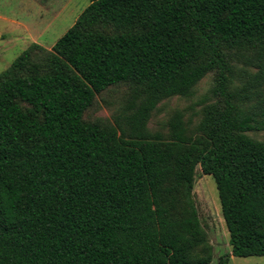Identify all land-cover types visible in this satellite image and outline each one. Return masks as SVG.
<instances>
[{
  "label": "trees",
  "instance_id": "trees-1",
  "mask_svg": "<svg viewBox=\"0 0 264 264\" xmlns=\"http://www.w3.org/2000/svg\"><path fill=\"white\" fill-rule=\"evenodd\" d=\"M210 72L218 99L194 131L181 111L166 136L148 128ZM118 84L119 120L85 121ZM197 165L229 235L217 264L264 256V0H89L0 73V264H209Z\"/></svg>",
  "mask_w": 264,
  "mask_h": 264
},
{
  "label": "rangeland",
  "instance_id": "rangeland-1",
  "mask_svg": "<svg viewBox=\"0 0 264 264\" xmlns=\"http://www.w3.org/2000/svg\"><path fill=\"white\" fill-rule=\"evenodd\" d=\"M89 0H0V73L31 43H37L46 49L72 26L79 14L88 5ZM238 68L244 67L241 59L233 60ZM255 71V68H250ZM235 78L240 76L236 68ZM242 83V76L235 79V84ZM215 73H207L195 85L189 96H173L162 100L153 111L148 122L152 132L168 133L167 122L175 111L183 113L191 131L195 130L206 105L215 103L213 93ZM129 95L126 84L111 86L96 94L92 105L84 112L85 121L100 120L114 124L125 110ZM262 139V132H249ZM192 198L198 216L212 246V261L230 252L228 231L226 229L218 193L212 175L203 174L199 165L196 167ZM228 264H264V256H231Z\"/></svg>",
  "mask_w": 264,
  "mask_h": 264
}]
</instances>
